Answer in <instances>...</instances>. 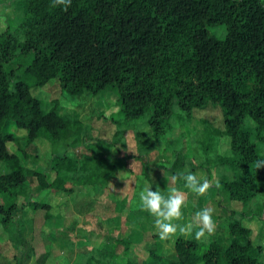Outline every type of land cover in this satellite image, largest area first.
<instances>
[{"label": "trees", "instance_id": "obj_1", "mask_svg": "<svg viewBox=\"0 0 264 264\" xmlns=\"http://www.w3.org/2000/svg\"><path fill=\"white\" fill-rule=\"evenodd\" d=\"M28 4L24 38L10 27L0 33V225L20 252L16 264L30 263L34 251L17 212L27 205L52 218V203L36 202L33 184L53 198L71 196L68 179L91 161L69 154L86 149L82 120L58 107L45 110L32 94L52 81L70 96L116 95L126 120L149 115L155 135L169 126L176 106L187 116L219 108V134L231 139L238 173L222 194L245 204L264 192V169L254 163L264 155L246 127L251 118L264 128V0H72L66 12L50 0ZM216 28L226 30L224 38ZM12 126L26 135L11 133ZM41 139L52 146L43 171L29 164ZM109 167L85 180L107 177ZM247 216L231 210L228 235L208 242L179 237L175 259L157 240L143 264H263L264 247L244 225Z\"/></svg>", "mask_w": 264, "mask_h": 264}, {"label": "rangeland", "instance_id": "obj_2", "mask_svg": "<svg viewBox=\"0 0 264 264\" xmlns=\"http://www.w3.org/2000/svg\"><path fill=\"white\" fill-rule=\"evenodd\" d=\"M29 18L28 0H0V33L10 27L16 38L22 40L23 26ZM214 32L220 38L226 35L224 28H216ZM32 94L43 102L45 110L58 107L61 115L70 114L82 120L86 149L69 154L79 158L87 155L91 161L87 171L79 170L68 179L67 186L74 191L71 196L53 198L51 194L38 193L37 183L33 184L35 201L50 202L53 208L51 219H47L43 210L36 211L27 205L17 212L16 221L21 222L27 242L34 248L27 264L44 261L45 264H125L129 259L143 264L149 250L161 240L154 217L139 205V191L145 182L152 184L153 190L158 185L165 195L173 187L188 194L183 220L174 223H191L197 211L210 207L217 225L212 237L227 236L229 212H243L248 214L244 225L252 229L253 239L264 247V192L256 193L245 204L222 194L223 184L236 180L238 173L231 163V139L219 134L224 130L219 108L195 110L187 116L176 106L169 126L161 135H155L147 123L149 115L126 120L114 94L102 98L88 94L70 96L57 81L41 89L34 88ZM246 127L264 155V128L260 129L251 118H247ZM10 132L26 135V131L16 126ZM51 152L52 146L47 141H37L30 166L45 170ZM108 166L107 177L99 175L95 181L85 180L93 171L97 174ZM185 170L209 180L211 186L205 196L189 192L183 187V180L171 182L173 174ZM179 237L194 239V233L185 236L178 231L171 239L161 240L166 257L176 258L175 244ZM19 258L20 252L0 225V264H16Z\"/></svg>", "mask_w": 264, "mask_h": 264}, {"label": "clouds", "instance_id": "obj_3", "mask_svg": "<svg viewBox=\"0 0 264 264\" xmlns=\"http://www.w3.org/2000/svg\"><path fill=\"white\" fill-rule=\"evenodd\" d=\"M72 5V0H50L53 8L61 7L63 11H68ZM256 169H264V159L254 162ZM166 179V173H164ZM171 182L183 180V187L196 196H205L210 188V182L202 178L198 173L185 170L171 176ZM188 194L177 188H171L167 195L162 194L159 186L153 190V185L145 182L139 191V205L142 211L148 212L154 217V226L158 230L161 240H168L174 237L177 232L192 236L197 242L209 241L216 232V222L213 219V209L205 207L195 213L193 221L186 225H178L175 222L183 220V209L187 206Z\"/></svg>", "mask_w": 264, "mask_h": 264}, {"label": "crops", "instance_id": "obj_4", "mask_svg": "<svg viewBox=\"0 0 264 264\" xmlns=\"http://www.w3.org/2000/svg\"><path fill=\"white\" fill-rule=\"evenodd\" d=\"M20 130V129H19ZM21 199V200H20ZM20 201H23V203H21ZM2 199L0 198V205L2 204ZM17 203L19 204V205H23L24 204V199L22 198V197H20L19 199H18V201H17Z\"/></svg>", "mask_w": 264, "mask_h": 264}]
</instances>
